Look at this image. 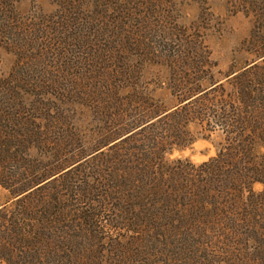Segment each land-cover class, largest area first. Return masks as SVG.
Returning a JSON list of instances; mask_svg holds the SVG:
<instances>
[{
	"label": "rangeland",
	"instance_id": "obj_1",
	"mask_svg": "<svg viewBox=\"0 0 264 264\" xmlns=\"http://www.w3.org/2000/svg\"><path fill=\"white\" fill-rule=\"evenodd\" d=\"M232 1L0 0V209L15 212L12 221L28 230L33 219H24L15 204L23 194L14 192L33 174L80 168L75 184L62 189H81L95 182L93 170H112L105 162L138 148L143 136L166 142L169 169H207L224 148L220 104L230 74L259 64L264 50V43L252 46L264 39V22ZM184 106L191 117H164ZM152 111L160 115L149 118ZM175 133L191 144L171 145ZM27 135L23 150L25 139L16 145V138ZM76 192L65 199L87 217H65L57 241L64 249L51 255L53 263L68 256L81 264H264V224L244 242L215 236L191 245L135 244L121 221H106L117 215L113 207L99 219L96 200ZM96 221L109 233L102 244Z\"/></svg>",
	"mask_w": 264,
	"mask_h": 264
},
{
	"label": "trees",
	"instance_id": "obj_2",
	"mask_svg": "<svg viewBox=\"0 0 264 264\" xmlns=\"http://www.w3.org/2000/svg\"><path fill=\"white\" fill-rule=\"evenodd\" d=\"M232 3L243 10L248 9L250 12L246 15L264 22V0H233ZM262 39L256 38L252 46L264 43ZM258 58L262 59L259 64L230 74L233 76L228 80V89L220 104L224 148L210 164L203 166L207 169L195 174L185 168L169 169L162 162L169 153L165 148L166 142L162 138L143 136V144L138 148L115 155L113 161L107 159L109 162L105 163L113 164L114 170H93L94 176L90 181L95 182L91 184L85 180L81 189L76 190L74 185L62 189L64 184H75L80 168L59 174L64 171L60 166L35 179L33 174L30 182L14 195L23 194L15 204L24 219H33L34 224L25 231L12 221L18 219L15 212H9L5 207L0 209V264H57L52 262L51 255H58L64 249L57 241L63 240V229L69 222L65 217L69 213L78 219L87 217V212L82 211L77 216V210L68 204L65 199L68 198L65 195L68 190L95 199L99 219L106 220L103 214L106 205L113 207L117 215L107 216L106 221H121L135 244L191 245L215 236L217 241L238 237V241L244 242L249 234L255 236V231L264 224V50ZM182 111L186 119L191 117L186 106L176 108L164 117L172 120L179 115L182 118ZM159 115L153 112L149 118ZM26 137L28 135L22 140L17 137L16 145ZM180 137L173 134L171 145L183 150L191 142L183 143ZM31 140L25 139L21 148L26 149ZM240 154L243 163L238 157ZM99 156L102 161L107 154L101 152ZM10 160L16 159L12 157ZM55 175L58 176L40 185ZM256 184L262 186L261 192L254 191ZM123 207L125 222L119 216ZM100 222L96 221V229L102 244L109 233L100 226ZM99 246L103 251V245ZM14 248L19 252L13 261L11 253ZM63 264L81 263L71 262L67 256Z\"/></svg>",
	"mask_w": 264,
	"mask_h": 264
}]
</instances>
